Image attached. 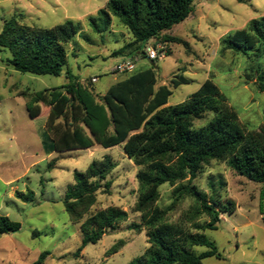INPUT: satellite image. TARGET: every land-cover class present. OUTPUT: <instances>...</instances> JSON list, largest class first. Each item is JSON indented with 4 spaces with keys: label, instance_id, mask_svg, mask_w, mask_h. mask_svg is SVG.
<instances>
[{
    "label": "trees",
    "instance_id": "1",
    "mask_svg": "<svg viewBox=\"0 0 264 264\" xmlns=\"http://www.w3.org/2000/svg\"><path fill=\"white\" fill-rule=\"evenodd\" d=\"M194 10V0H109L106 6L88 17L91 30L104 35L114 18L131 36V41L116 55L143 58L150 42H173L164 33L184 22ZM24 16L14 15L5 20L0 31V50L11 54L7 63L15 71L60 77L68 66L67 46L81 32V25L68 19L52 28L28 25ZM223 51L264 56V16L253 20L241 30L221 40ZM67 82L59 87L35 92L27 98L26 108L31 118L49 108L42 135L46 154L84 150L95 145L103 148L123 146L127 157L140 167L137 173L138 200L133 208L141 223L131 230L146 232L148 249L128 264H203L207 258L225 260L217 244L205 232L217 230L221 214H233L235 202L222 200L217 193L208 195L193 185V180L211 161H226L237 175L261 185L264 200V126L246 131L227 98L210 80L206 81L181 104L168 106L173 89L190 81L176 75L171 86L158 87L155 61L145 68L137 67L126 78L96 95L90 81L85 85L69 71ZM256 84L264 93V71H257ZM213 119L195 128V121L206 114ZM55 161L47 166L54 169ZM116 164L106 157L93 161L85 172H74V183L64 195L63 205L70 221L79 224L82 243L78 257L89 244H97L126 222L129 214L117 206L94 211L98 194H109L112 183L108 177ZM186 181V183H184ZM173 206L191 198L193 205L179 223L167 222L171 209L157 205L160 187L175 185ZM213 186V185H212ZM213 188V187H212ZM22 202H33V191L16 192ZM209 221L200 224L201 217ZM21 224L7 216L0 217V237L20 231ZM125 245L119 241L108 252L118 253ZM198 248H205L199 252ZM49 252H43L33 264H44Z\"/></svg>",
    "mask_w": 264,
    "mask_h": 264
},
{
    "label": "rangeland",
    "instance_id": "2",
    "mask_svg": "<svg viewBox=\"0 0 264 264\" xmlns=\"http://www.w3.org/2000/svg\"><path fill=\"white\" fill-rule=\"evenodd\" d=\"M108 1L0 0V31L5 20L20 14L26 24L43 28L55 27L68 19L81 25V32L67 46L68 66L60 77L15 71L7 63L10 52L0 50V217L7 216L21 224L20 231L0 237V264H33L43 252L50 253L44 264H128L149 247L145 231L131 230L132 224L141 223L140 214L133 211L139 195L136 176L140 167L127 157L123 146L106 149L95 145L48 155L43 149L42 135L49 108L43 106L41 115L31 118L27 98L23 97L63 85L67 82V71L85 85L98 77V82L90 85L96 95L126 78L127 74H118L114 69L125 59L115 52L131 41L128 31L114 18L111 29L98 35L87 22ZM263 16L264 0H194L190 16L164 33L173 42L152 40L149 45L165 54L155 61L158 87L171 86L172 78L180 74L190 81L172 88L168 106L185 102L210 80L227 98L246 131L264 126V93L256 84L257 71H264V56L223 51L221 45L225 36ZM131 60L139 68L151 65L140 53ZM213 117L206 114L195 121V128L205 126ZM106 157L116 164L108 177L112 187L109 194H98L94 211L117 206L127 211L129 218L117 231L106 234L97 244L87 245L76 257L82 233L80 225L70 221L62 201L74 183V172H85L93 161ZM51 161H55L54 169L47 171ZM179 184L162 185L157 202L162 209L171 208L167 222L172 224L179 223L194 203L185 198L172 208L173 192ZM193 185L209 196L219 194L223 201L230 198L236 205L233 214H221L217 230L205 232L225 260L211 257L203 264H264L261 185L237 175L226 161L216 160L205 166ZM28 191L35 193L33 202L16 198V192ZM207 221L208 217L203 216L199 223ZM119 241L125 242L122 249L108 254ZM205 250L198 248L199 252Z\"/></svg>",
    "mask_w": 264,
    "mask_h": 264
},
{
    "label": "built area",
    "instance_id": "3",
    "mask_svg": "<svg viewBox=\"0 0 264 264\" xmlns=\"http://www.w3.org/2000/svg\"><path fill=\"white\" fill-rule=\"evenodd\" d=\"M145 55L150 61H156L157 59L165 57V54H159L153 47L150 46L146 48ZM137 67L138 66L135 61L127 59L118 64L114 70L118 74H130L133 73ZM91 80L93 83H97L98 77H93Z\"/></svg>",
    "mask_w": 264,
    "mask_h": 264
},
{
    "label": "crops",
    "instance_id": "4",
    "mask_svg": "<svg viewBox=\"0 0 264 264\" xmlns=\"http://www.w3.org/2000/svg\"><path fill=\"white\" fill-rule=\"evenodd\" d=\"M137 58H138V57H137ZM127 59H131V58H127V57L125 56V59H124L123 61H125V60H127ZM123 61H122V62H123ZM108 88H109V87H108Z\"/></svg>",
    "mask_w": 264,
    "mask_h": 264
}]
</instances>
